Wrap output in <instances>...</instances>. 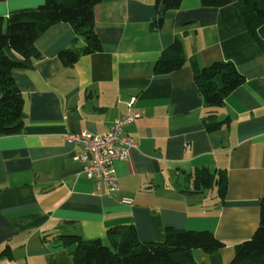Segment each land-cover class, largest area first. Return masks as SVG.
<instances>
[{"label":"crops","instance_id":"obj_1","mask_svg":"<svg viewBox=\"0 0 264 264\" xmlns=\"http://www.w3.org/2000/svg\"><path fill=\"white\" fill-rule=\"evenodd\" d=\"M237 1L205 8L184 0L156 28V0H102L94 8L101 50L81 55L73 67L60 53L81 51L86 42L71 24L39 37L41 57L13 71L23 129L0 137V264H74L75 247L66 248L60 236L111 245L109 231L122 226L134 227L142 243L164 242L167 227L210 231L226 246L214 254L196 249L195 261L232 262L236 246L258 229L264 198V52ZM45 2L5 0L0 16ZM177 38L185 65L156 72ZM218 62H232L246 81L222 107L208 108L197 77ZM132 98L142 117L123 134L137 147L115 163L120 188L108 195L82 173L80 149L65 136L108 132L129 113ZM225 120L218 130L206 128ZM202 169L226 174L224 198L217 187L194 188L192 176Z\"/></svg>","mask_w":264,"mask_h":264},{"label":"trees","instance_id":"obj_2","mask_svg":"<svg viewBox=\"0 0 264 264\" xmlns=\"http://www.w3.org/2000/svg\"><path fill=\"white\" fill-rule=\"evenodd\" d=\"M5 0H0V2ZM102 0H46L37 8L0 16V137L21 133L24 126L23 98L13 78V71L28 68L41 57L36 49L39 37L58 23H69L86 46L81 51L65 50L59 59L65 67H73L81 55L99 52L101 43L95 31L94 8ZM184 0H156L160 28L168 12L180 9ZM205 8H223L234 0H201ZM238 8L251 36L264 52V0H238ZM16 56L17 58H15ZM186 63L185 49L177 38L156 65V72L170 74ZM246 79L232 62H218L203 69L197 83L208 108H219L226 98L245 83ZM214 116H211V118ZM227 120L206 122L210 132L220 129ZM194 188H218L225 197L227 176L224 172L197 170L192 176ZM111 245L101 239L85 240L81 235L60 236L71 252L74 264H198L193 256L196 249L214 254L225 248L210 231L178 230L167 227L165 241L142 243L134 227H115L109 231ZM4 254V253H3ZM5 254H8L6 251ZM230 264H264V198L261 200L260 224L253 237L236 246Z\"/></svg>","mask_w":264,"mask_h":264},{"label":"built area","instance_id":"obj_3","mask_svg":"<svg viewBox=\"0 0 264 264\" xmlns=\"http://www.w3.org/2000/svg\"><path fill=\"white\" fill-rule=\"evenodd\" d=\"M135 102L136 98H132L128 103L129 113L116 118L110 130L104 134L82 131L65 136L68 142L80 149L77 160L82 173L94 181L99 190L105 188L108 195L120 188L115 163L126 161L131 150L137 147L131 138L123 134L126 126L142 117L141 112L134 110ZM122 202L131 204L132 200L125 198Z\"/></svg>","mask_w":264,"mask_h":264}]
</instances>
